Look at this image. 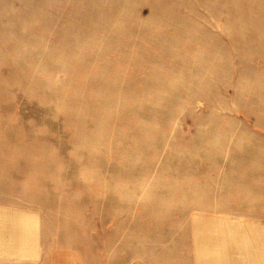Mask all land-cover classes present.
I'll return each instance as SVG.
<instances>
[{
	"label": "rangeland",
	"instance_id": "rangeland-1",
	"mask_svg": "<svg viewBox=\"0 0 264 264\" xmlns=\"http://www.w3.org/2000/svg\"><path fill=\"white\" fill-rule=\"evenodd\" d=\"M262 234L264 0H0V264H264Z\"/></svg>",
	"mask_w": 264,
	"mask_h": 264
},
{
	"label": "crops",
	"instance_id": "crops-1",
	"mask_svg": "<svg viewBox=\"0 0 264 264\" xmlns=\"http://www.w3.org/2000/svg\"><path fill=\"white\" fill-rule=\"evenodd\" d=\"M258 237H262V238H264V234H262V235H260V236H258ZM214 260H216V259H214ZM264 261V260H263ZM250 262H254V261H250ZM260 262V261H259ZM255 263V262H254Z\"/></svg>",
	"mask_w": 264,
	"mask_h": 264
}]
</instances>
